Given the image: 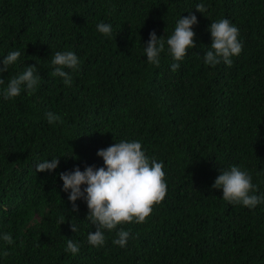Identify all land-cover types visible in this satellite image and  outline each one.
Here are the masks:
<instances>
[{
	"label": "trees",
	"instance_id": "obj_1",
	"mask_svg": "<svg viewBox=\"0 0 264 264\" xmlns=\"http://www.w3.org/2000/svg\"><path fill=\"white\" fill-rule=\"evenodd\" d=\"M192 14L196 47L175 61L167 38ZM221 18L243 45L230 67L204 61ZM100 22L112 25L110 37ZM153 31L165 40L159 67L144 51ZM17 50L0 90L27 66L41 80L31 95L0 94V264H264V202L231 204L212 187L236 165L264 196V0H0V67ZM57 51L79 58L77 70L65 69L70 87L51 75ZM48 112L61 120L49 124ZM120 141H139L163 162L167 195L146 222L104 230L95 247L87 204L72 211L60 173L104 167L98 151ZM54 157V171H36ZM121 228L131 231L125 247L113 243ZM68 239L78 254L65 251Z\"/></svg>",
	"mask_w": 264,
	"mask_h": 264
},
{
	"label": "clouds",
	"instance_id": "obj_2",
	"mask_svg": "<svg viewBox=\"0 0 264 264\" xmlns=\"http://www.w3.org/2000/svg\"><path fill=\"white\" fill-rule=\"evenodd\" d=\"M196 11H207L204 3L196 5ZM198 23L196 15L183 16L176 23L174 32L167 38L168 52L175 61H182L188 50L195 48L193 26ZM97 30L106 37L112 35V25L100 22ZM212 43L204 55L206 64L215 67L221 61L231 66L232 56H238L243 45L239 40V29L227 18H221L210 25ZM148 63L160 66V55L165 51V40L157 37L155 31L150 33V39L144 48ZM20 51H12L2 59L0 74L7 72L20 58ZM54 71L52 76L63 78L66 86L72 85V76L65 69L77 70L80 65L78 56L73 51H57L52 60ZM179 63H172L171 70L176 72ZM35 65L27 66L19 75L12 76L6 87L0 90L5 100L18 97L23 90L31 95L39 85L41 77L37 74ZM5 81L0 78V85ZM49 124H55L61 117L46 113ZM104 160V167L86 166L84 171L76 167L73 171L60 173L63 180V190L69 193L68 199L72 202V211L78 212L77 200L83 199L88 207L87 220L95 225V232H89L88 243L100 247L105 243L104 230L112 231L118 225L125 223H144L153 212L154 205L162 202L167 195L164 164L155 157L149 158L142 150L139 141H120L101 149L97 153ZM60 164V158H51L37 163L36 171H54ZM86 185V187H83ZM213 188L222 189L223 200L231 204H241L247 208H255L264 202V196L255 194L256 185L252 182L251 174L241 166L233 165L219 175ZM64 222L62 221L61 224ZM72 231L77 232L78 227L72 223ZM131 237L130 230L121 228L115 245L125 247ZM2 239L9 245L14 243L10 233H4ZM66 252L76 255L80 247L72 239H68ZM7 255V252H5Z\"/></svg>",
	"mask_w": 264,
	"mask_h": 264
}]
</instances>
